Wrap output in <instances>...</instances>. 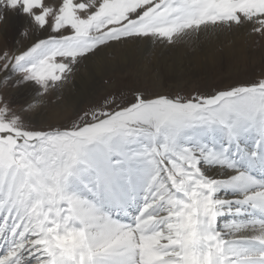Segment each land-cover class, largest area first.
<instances>
[{
  "label": "snow or ice",
  "instance_id": "1",
  "mask_svg": "<svg viewBox=\"0 0 264 264\" xmlns=\"http://www.w3.org/2000/svg\"><path fill=\"white\" fill-rule=\"evenodd\" d=\"M238 40L251 78L75 102ZM0 264H264V0H0Z\"/></svg>",
  "mask_w": 264,
  "mask_h": 264
},
{
  "label": "bare ground",
  "instance_id": "2",
  "mask_svg": "<svg viewBox=\"0 0 264 264\" xmlns=\"http://www.w3.org/2000/svg\"><path fill=\"white\" fill-rule=\"evenodd\" d=\"M241 41H237L235 50L232 47H224L223 51H214L205 48L201 52H187L180 51L177 53H168L159 62L152 58H136L131 63L124 61L117 62L115 58L112 59L111 64H117V67L127 68L135 73H139L138 76H142L144 80L151 75L153 70H158L163 77V81L179 82L181 78H189L187 80L193 81L207 75L211 70H214L221 66H230V64L236 60L238 65L244 67V63L248 61V56L253 55L259 60V50H254L252 53H246L243 50ZM99 83H102L103 77L96 76ZM191 79V80H190Z\"/></svg>",
  "mask_w": 264,
  "mask_h": 264
},
{
  "label": "rangeland",
  "instance_id": "3",
  "mask_svg": "<svg viewBox=\"0 0 264 264\" xmlns=\"http://www.w3.org/2000/svg\"><path fill=\"white\" fill-rule=\"evenodd\" d=\"M260 67L259 60L252 67L249 66L248 61L244 63V67H241L238 65V61L234 60L230 66L226 67L223 65L218 67L211 70L207 75H202L197 79L193 78V81L187 80L189 78H181L179 82L164 80V87L160 90L172 93L182 90L181 94H186L199 86L201 91H211L214 85L251 78L253 73L258 71ZM138 74L127 68L117 67V64H114L107 72L97 73L96 76L103 77L100 80L102 83H99V80L95 78L86 92L74 98L75 102L80 107H87L92 102H99L106 91L112 90L105 84L106 80L110 81L115 88L140 86L146 80L142 76H138ZM77 83L79 84L80 81L78 80Z\"/></svg>",
  "mask_w": 264,
  "mask_h": 264
}]
</instances>
